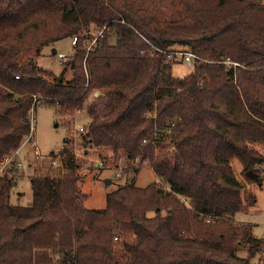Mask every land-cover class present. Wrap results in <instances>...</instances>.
I'll use <instances>...</instances> for the list:
<instances>
[{"label":"trees","instance_id":"1","mask_svg":"<svg viewBox=\"0 0 264 264\" xmlns=\"http://www.w3.org/2000/svg\"><path fill=\"white\" fill-rule=\"evenodd\" d=\"M73 37L58 77L18 61ZM155 48L202 61L177 79ZM39 101L90 114L84 156L134 174L147 161L158 182L131 180L87 210L86 162L69 149L59 168H35L28 206L9 204L18 178L0 176V264H264L263 241L235 221L244 185L231 167L262 186L263 0H0V161ZM155 128L170 134L153 140Z\"/></svg>","mask_w":264,"mask_h":264},{"label":"rangeland","instance_id":"2","mask_svg":"<svg viewBox=\"0 0 264 264\" xmlns=\"http://www.w3.org/2000/svg\"><path fill=\"white\" fill-rule=\"evenodd\" d=\"M264 1V0H263ZM94 32V31H93ZM95 33V32H94ZM73 52L70 45V39H63L50 44L39 51H31L21 54L19 62L31 61L35 66L55 76H59L63 71L59 55L69 57ZM193 71L192 66L185 62H177L172 65V77L182 79ZM65 79L70 78V71H66ZM100 98V97H99ZM96 98V100H99ZM101 99V98H100ZM101 106L104 107L106 100L103 99ZM96 106L98 104L96 102ZM33 120V138L40 154L47 156L60 152L64 140L68 138L67 148L76 154V157L86 163H81L82 167L78 172L79 181L77 183L78 192L82 205L87 210H102L105 208V195L125 183L134 180L139 187H145L151 183L158 182V178L147 166H140L139 171L134 174L131 171L120 172V177H116L119 171L115 164L107 165L105 168L95 167L97 156L100 150L91 151L88 156H84L81 149L79 129H85L90 120V114L86 111L79 112L70 116L60 112L57 106L39 101L31 111ZM105 156V152H101ZM20 162L22 164L21 176L18 182L11 188L9 195V204L15 206H28L31 203L32 193L29 178L33 175L34 170H44L47 164L36 162L34 165L33 148L30 143H26L20 150ZM119 162V161H118ZM93 163V168L88 166ZM34 165V166H33ZM114 165V166H112ZM233 173L238 181L244 185L241 192L243 208L239 212L235 221L249 224L252 228L253 235L263 241L264 246V172L261 173L262 186L256 182H248L241 175V167L236 160L231 162ZM36 168V169H35ZM58 171V170H57ZM56 171V172H57ZM264 171V165H263ZM23 172V173H22ZM238 255L245 257V252H238Z\"/></svg>","mask_w":264,"mask_h":264},{"label":"built area","instance_id":"3","mask_svg":"<svg viewBox=\"0 0 264 264\" xmlns=\"http://www.w3.org/2000/svg\"><path fill=\"white\" fill-rule=\"evenodd\" d=\"M76 43V37H73L71 39V45L74 46V44ZM91 45V44H90ZM89 46V45H88ZM155 50L159 53L162 54L164 56V62L167 64H174L177 62H185L190 64L191 66L194 65V63L196 61H202L199 57H197L196 55L189 53V52H185V51H164V50H160L155 48ZM150 56H152V53H150ZM59 60L64 61L66 56L65 55H59L58 56ZM226 64H229L228 62H224ZM16 79H18V77H16ZM94 97L97 96V93L93 94ZM33 120L31 117V130L30 133L28 134V136L24 139V141L22 142V144L19 146V148H17L16 150H14L10 155L6 156L5 158H3L0 161V176L2 175H7L8 177H14V178H19L20 172L22 170V164L20 162V150L23 147L24 144L26 143H30L32 148H33V159H34V165L36 164V162H40V163H44L47 164L48 166L52 167V168H59L61 166V160L63 157V151L64 149H69L67 148V144L66 145H62L60 152L56 153V154H50L47 156H43L40 154L39 150L37 149L35 143L32 141L33 138ZM79 133H84V129H79L78 130ZM170 134L169 131H159L157 128H155L152 132H151V136L153 140H159V139H163L165 137V134ZM147 141L144 139L143 143H146ZM170 152H173L172 147H170ZM73 154H75L73 152ZM76 155V154H75ZM119 161V162H118ZM116 163V169L119 171V173H116V177L119 178L120 177V172H127V166L125 163V160L123 158H121L120 160H118ZM148 162L147 161H139L138 159H135L134 162V166L135 167H140L142 165L147 166ZM33 165V166H34ZM107 165H104V163L96 161L95 163V167L98 168H105ZM150 168V167H149ZM61 169V168H60ZM151 169V168H150ZM152 171V170H151ZM159 186L160 187H164L165 189L168 190V188L159 182ZM114 240L116 241V238H114Z\"/></svg>","mask_w":264,"mask_h":264},{"label":"crops","instance_id":"4","mask_svg":"<svg viewBox=\"0 0 264 264\" xmlns=\"http://www.w3.org/2000/svg\"><path fill=\"white\" fill-rule=\"evenodd\" d=\"M70 45H71V41H70ZM72 46V45H71ZM73 47V46H72ZM23 173V172H22ZM20 176H21V173H20V175H19V178H20ZM17 182H18V180L16 181V184H17ZM15 184V185H16ZM240 223H243V222H240Z\"/></svg>","mask_w":264,"mask_h":264},{"label":"water","instance_id":"5","mask_svg":"<svg viewBox=\"0 0 264 264\" xmlns=\"http://www.w3.org/2000/svg\"><path fill=\"white\" fill-rule=\"evenodd\" d=\"M31 63V62H30Z\"/></svg>","mask_w":264,"mask_h":264}]
</instances>
